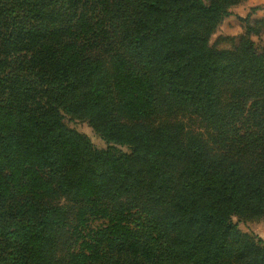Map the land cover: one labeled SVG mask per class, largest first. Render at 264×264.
Instances as JSON below:
<instances>
[{
  "label": "trees",
  "instance_id": "obj_1",
  "mask_svg": "<svg viewBox=\"0 0 264 264\" xmlns=\"http://www.w3.org/2000/svg\"><path fill=\"white\" fill-rule=\"evenodd\" d=\"M243 1L0 0V264H264V20L209 44Z\"/></svg>",
  "mask_w": 264,
  "mask_h": 264
},
{
  "label": "rangeland",
  "instance_id": "obj_2",
  "mask_svg": "<svg viewBox=\"0 0 264 264\" xmlns=\"http://www.w3.org/2000/svg\"><path fill=\"white\" fill-rule=\"evenodd\" d=\"M255 8H257V10L252 12L251 10ZM248 15L251 16V20H264V0H245L231 8V15L223 20L216 33L211 37L209 41L210 46L217 49L232 48L233 44L237 43L238 37L245 32L246 27L242 20H244ZM192 30L196 29L193 28ZM230 39L234 40L230 41ZM252 40L258 49L263 52L264 35H253ZM170 120L180 123L184 127L187 134H191L205 140L210 145L209 148L214 161L222 158V154L211 146L209 130L196 117L179 115ZM64 124L69 129L87 136L96 149L105 150L107 148V144L94 132L87 121L65 116ZM119 149L125 153H129V149L126 147H119ZM213 172L215 175H221L223 173V169H220L218 166H214ZM233 222L238 224L241 232L257 236L264 241L263 219L244 221L234 216Z\"/></svg>",
  "mask_w": 264,
  "mask_h": 264
}]
</instances>
